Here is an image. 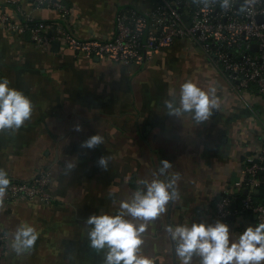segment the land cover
I'll return each mask as SVG.
<instances>
[{"label":"crops","instance_id":"obj_1","mask_svg":"<svg viewBox=\"0 0 264 264\" xmlns=\"http://www.w3.org/2000/svg\"><path fill=\"white\" fill-rule=\"evenodd\" d=\"M58 1L70 8L68 31L80 40H111L119 12L150 11L155 4ZM18 9L51 25L56 40L44 48L29 33L0 28V78H7L10 87L32 101V114L19 129H0V169L10 181H28L40 170H49L55 200L46 204L0 197V224L9 236L0 264H104L106 249L90 246L87 217L119 213L120 202L143 187L141 180L156 178L165 159L171 167L159 178L178 173L179 196L159 217L146 222L139 254L154 264H180L167 226L215 221L216 202L240 180L241 161L261 136L250 121L253 113L264 114V104L236 94L190 42L178 40L142 66L76 56L62 41L56 9H33L31 0H0V14L7 13L14 23L23 19ZM187 80L217 99L218 107L206 121L197 122L190 112L169 114L165 101L176 97L178 103L180 85ZM95 134L103 143L83 147ZM251 134L256 135L253 141ZM101 156L108 158L106 169L98 164ZM68 163L74 167L67 168ZM23 223L33 225L39 236L31 249L17 253L12 242ZM228 224L238 235L256 223L253 215L244 214Z\"/></svg>","mask_w":264,"mask_h":264},{"label":"built area","instance_id":"obj_2","mask_svg":"<svg viewBox=\"0 0 264 264\" xmlns=\"http://www.w3.org/2000/svg\"><path fill=\"white\" fill-rule=\"evenodd\" d=\"M143 12L128 8L116 16L115 37L111 40H80L68 31L70 8L58 0H31L33 9L53 8L60 14L59 32L65 47L76 56L109 59L125 65L142 66L178 40L190 42L227 78L241 97L264 100V0H154ZM244 5L243 10L241 6ZM20 15L21 9H18ZM21 23L0 14V28L29 33L40 47L48 48L56 36L51 25L22 13ZM1 28V29H2ZM252 100V99H251ZM241 161L240 180L232 183L218 199L214 219L237 223L250 212L255 223L264 222V204L255 203V191L264 187V133L250 146ZM52 173L40 170L31 180H11L5 194L9 199L38 200L50 204ZM247 191L245 197L239 194ZM8 234L0 224V261L6 257Z\"/></svg>","mask_w":264,"mask_h":264},{"label":"clouds","instance_id":"obj_3","mask_svg":"<svg viewBox=\"0 0 264 264\" xmlns=\"http://www.w3.org/2000/svg\"><path fill=\"white\" fill-rule=\"evenodd\" d=\"M221 6L229 7V0H222ZM165 105L170 115L180 116L190 112L197 122L208 120L218 107L215 96L191 80L180 85L178 103L173 97L166 100ZM31 114V99L22 91L10 87L7 78H0V129H19ZM102 143L103 137L95 134L82 146L94 148ZM98 164L106 169L108 158L101 156ZM161 165L159 173L154 174L156 178L141 180L143 187L137 188L130 199L120 202L119 213L87 217L85 223L90 226L87 231L90 246L98 250L106 249L104 264H154L152 258L139 254L146 222L159 217L166 211L168 202L179 196L175 187L179 174H172L170 179H161L159 177L171 167V162L165 159ZM73 167L72 163L67 164V168ZM9 184L7 173L0 169V197L5 194ZM136 220L144 223L137 224ZM166 230L174 242L180 264H193L194 257L198 258V264H264V222L249 224L238 235H234L230 225L220 219L210 223L193 221L190 224L168 225ZM38 236L33 225L23 223L16 228L12 247L17 253L31 249Z\"/></svg>","mask_w":264,"mask_h":264},{"label":"rangeland","instance_id":"obj_4","mask_svg":"<svg viewBox=\"0 0 264 264\" xmlns=\"http://www.w3.org/2000/svg\"><path fill=\"white\" fill-rule=\"evenodd\" d=\"M143 12H148V11H143ZM254 102V101H253ZM252 102V103H253ZM255 103H262V104H264V100L261 98V97H257L256 98V102H254L253 104H255ZM263 107H264V105H263ZM263 112H264V110H263ZM255 116H254V115ZM252 114V116H251V119H252V121H250V126L255 130V131H257L258 132V135H262L263 133H264V114L263 115H259V114H256V113H253ZM255 119H257V122H256V120ZM256 136V135H254V134H251V139L250 140H252L253 141V139H254V137Z\"/></svg>","mask_w":264,"mask_h":264},{"label":"trees","instance_id":"obj_5","mask_svg":"<svg viewBox=\"0 0 264 264\" xmlns=\"http://www.w3.org/2000/svg\"><path fill=\"white\" fill-rule=\"evenodd\" d=\"M239 197H245V193L244 192L240 193ZM253 200L255 203L264 204V187H261L259 189V193L257 195L256 194L253 195ZM245 214L252 215L250 212H245Z\"/></svg>","mask_w":264,"mask_h":264},{"label":"water","instance_id":"obj_6","mask_svg":"<svg viewBox=\"0 0 264 264\" xmlns=\"http://www.w3.org/2000/svg\"><path fill=\"white\" fill-rule=\"evenodd\" d=\"M245 195L247 194V191H244ZM259 193V190L255 191V194L257 195Z\"/></svg>","mask_w":264,"mask_h":264}]
</instances>
